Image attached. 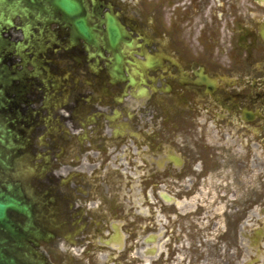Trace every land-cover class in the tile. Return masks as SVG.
I'll list each match as a JSON object with an SVG mask.
<instances>
[{
	"label": "flooded vegetation",
	"instance_id": "flooded-vegetation-1",
	"mask_svg": "<svg viewBox=\"0 0 264 264\" xmlns=\"http://www.w3.org/2000/svg\"><path fill=\"white\" fill-rule=\"evenodd\" d=\"M40 4L1 28L0 186L27 250L264 264V0H87L93 38Z\"/></svg>",
	"mask_w": 264,
	"mask_h": 264
},
{
	"label": "water",
	"instance_id": "water-1",
	"mask_svg": "<svg viewBox=\"0 0 264 264\" xmlns=\"http://www.w3.org/2000/svg\"><path fill=\"white\" fill-rule=\"evenodd\" d=\"M26 2L30 4V6H35L36 4L43 2L44 4L39 5L43 10L52 9L57 13H62L66 17L73 18L71 22L82 35L89 38L95 37L94 30L88 22L89 14L86 10V0H0V22L5 19L4 17H10L9 15L16 14L20 7ZM103 22L107 24L109 31L115 34L114 40H117L121 36V29L116 17L107 13ZM4 23L11 24V19L7 18L3 24ZM8 209L19 210L27 216H30L28 207L22 203L19 194L12 185H7L5 189L0 187V223L5 224L7 231L6 234H8L7 237L11 236L18 238L20 235V239L22 240L20 248L22 252L20 259L18 260L14 255V252H16L18 248L9 247L8 245L3 244V242L6 243L5 241L0 239V264H45V261L37 258L32 259V257H30L32 254L25 252L26 247L24 246L23 241L26 238L25 234L31 232L29 229L30 224H22L19 227V230L16 229V226L11 223L10 217L7 215Z\"/></svg>",
	"mask_w": 264,
	"mask_h": 264
},
{
	"label": "rangeland",
	"instance_id": "rangeland-1",
	"mask_svg": "<svg viewBox=\"0 0 264 264\" xmlns=\"http://www.w3.org/2000/svg\"><path fill=\"white\" fill-rule=\"evenodd\" d=\"M150 1H157V0H150ZM261 173H262V177H261L262 178L261 179V194H262V198H263V196H264V151H262ZM262 203H264V198L262 199ZM253 254H254L253 249L246 248L247 259H249V256H251ZM235 259L237 260V257H235ZM230 264H232V263H230ZM235 264H238V263L236 262Z\"/></svg>",
	"mask_w": 264,
	"mask_h": 264
}]
</instances>
